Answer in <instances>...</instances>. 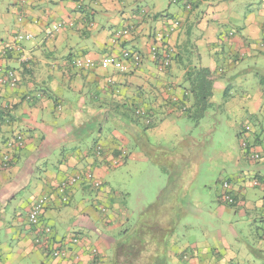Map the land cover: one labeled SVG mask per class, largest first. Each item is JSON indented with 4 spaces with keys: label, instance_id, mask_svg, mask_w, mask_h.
I'll return each mask as SVG.
<instances>
[{
    "label": "crops",
    "instance_id": "1",
    "mask_svg": "<svg viewBox=\"0 0 264 264\" xmlns=\"http://www.w3.org/2000/svg\"><path fill=\"white\" fill-rule=\"evenodd\" d=\"M254 3L0 0V41L13 43L18 33L34 37L3 62L16 70L19 82L12 88L0 84V264H264V186L249 182L254 177L264 184V159L253 163L247 152L234 166L220 169L227 170L236 203L226 204L217 193L199 237L179 232L192 209L204 213L201 199L189 198L201 169L190 163L195 142L188 141L183 127L182 108L191 100L184 98L181 46L190 43L200 66L211 70L213 108H221L215 100L224 93L230 126L243 124L237 137L251 126L249 145L264 157V0ZM122 28L128 32L119 37L115 32ZM159 34L178 54L165 72L151 56ZM123 50L140 52L143 65L135 70L122 58ZM77 58L92 59L95 67L77 68ZM139 108L152 111L151 127L141 130L133 111ZM5 109L11 111L7 118ZM17 134L23 135L22 148L3 165L5 143ZM97 144L105 150L102 159L93 158ZM125 147H138L140 156L156 165L161 161L154 157L168 156L167 167L160 166L166 185L155 201L141 194L136 206L133 201L121 206L104 181L114 170L110 164L120 155L118 148ZM87 170L101 189L85 178ZM76 176L80 180L64 205L57 187ZM41 197L49 198L42 226L52 228L54 245L64 252L57 258L49 247L37 245L28 220ZM126 224L122 238H113ZM77 233L81 238L71 242Z\"/></svg>",
    "mask_w": 264,
    "mask_h": 264
},
{
    "label": "rangeland",
    "instance_id": "2",
    "mask_svg": "<svg viewBox=\"0 0 264 264\" xmlns=\"http://www.w3.org/2000/svg\"><path fill=\"white\" fill-rule=\"evenodd\" d=\"M162 1L163 3H167V0ZM255 2V6H258L260 5L261 0H255ZM54 31L56 30L54 29ZM180 66L182 65L180 64ZM215 102L220 105L221 108L209 110L205 118L199 124L187 118L183 120V123L185 124L183 127L187 126L188 128L185 129L188 130L186 131L189 134L188 141L190 143L195 142L194 146L191 148V154L193 153L195 158L190 163L194 166L196 165V167L200 166L201 169L200 175L197 176L194 183L190 185L191 191L189 192V198L190 195L194 201L195 199L200 198L201 200L198 202V205L200 208H203L202 211L204 213H197L196 210L192 209L186 218L183 217L184 219H182V224L179 227V232L181 234L189 232L192 239L199 237L200 225L205 224L207 219H209V205L216 204L215 201L217 193L218 195H223L226 191L232 192V183L229 181V178L225 176L227 170L224 169L223 172H220V169L228 165L234 166L236 164V160L239 157H242L243 153L246 154L247 152V149L242 146V137H237L236 131L237 127L242 126L243 124H235L234 128L230 126L229 117L231 118L232 115L228 112L227 108H225L224 93L222 99L218 98L217 94ZM134 116L136 115L134 114ZM136 119H138V123L142 128L139 129L141 130L153 125L146 124V120L144 118L139 119L136 116ZM244 139L248 144H250L248 142V136H245ZM98 146L102 147L100 144H97L94 149ZM125 148L123 160L120 156H116L114 160L111 158L113 162L110 165L116 164L115 160L121 162H118L119 164L112 167L114 169L113 171L109 172V174H105L103 178L104 181L109 182L114 192L117 193L113 194L118 196V201L121 206H125L126 204L130 206L132 201L134 202L132 206H136L138 197L141 194H143L142 197L145 196L147 200L155 201L160 190L159 188L166 185V178L162 175L164 169L160 166L164 165L167 167L166 160L168 159L166 158H168V156H159L158 154L157 157L154 158L161 162L159 163L160 165H156L151 157L147 155L144 157L140 156L138 147L135 149L131 147ZM248 148H250V151L253 150L250 146H248ZM121 152H123L122 149L118 151V154ZM102 153H104V150ZM253 153L255 152L253 151ZM255 154L260 156L259 160L262 161L264 159L262 155L258 153ZM100 157L101 156H97V150H95L93 158L100 159ZM211 167H213L215 171H213ZM148 170L154 171L156 176H153ZM85 173L86 177L89 173L88 170ZM156 173H158V175ZM253 179L255 178H250L249 182ZM211 182L213 183L209 184ZM67 184V192L71 195L74 186L69 182ZM226 184H229L230 187L226 188ZM101 186L98 187L97 190L101 189ZM98 201L99 200L95 198V201L93 202L95 203V206H99ZM103 207L104 206L101 207V212L108 213L109 210H104ZM182 207L185 209L188 206L182 205ZM205 226L209 227V225ZM126 227L127 224L122 228L119 227V229L112 234L113 238H122L120 234L122 230L126 229Z\"/></svg>",
    "mask_w": 264,
    "mask_h": 264
},
{
    "label": "trees",
    "instance_id": "3",
    "mask_svg": "<svg viewBox=\"0 0 264 264\" xmlns=\"http://www.w3.org/2000/svg\"><path fill=\"white\" fill-rule=\"evenodd\" d=\"M191 8H192V5H191V7L189 9H191ZM119 30H121L122 32L123 31H127L128 32V29H124V28L119 29ZM158 36H161V38H162L161 41L157 40ZM166 37L167 36L163 35V34L162 35L161 34L157 35L156 38H155L154 45L152 46V49H151V56L154 59V61H156L157 68L161 72L168 71L171 68V65H172V62L174 60V57L178 58L177 50L174 47H172L169 42L166 41ZM188 45L192 46V45H190V43H188L187 45L181 46L182 58L179 55V57H180V61H179L180 63L179 64L182 65L181 67L185 71V80L184 81L187 84L186 85V92H185L186 95H185L184 98L187 99L188 101L191 100V105L189 107L188 106L187 107L186 106L183 107L182 111H184L183 113L185 114V116L188 119H190L193 122L199 124L205 118L207 112L209 110H211V109H214L213 108L214 105H213V102H212L213 96H214V93L212 92L213 89H214V81H213V78H212L211 70L209 68H205V67L200 66V64H199L200 63V61H199L200 60V56L198 55L197 52H194L193 50L191 51V48ZM154 48H156L157 51H153ZM126 52L130 53V56L128 58H125L124 54ZM134 53H135V51H133V50H123L121 56H122V58L124 60L132 63L133 67L135 68V70H137L143 65L144 59H143V55L140 52L136 51V54L138 55V60H136V56H135V58L133 57ZM165 54L166 55L168 54L169 56L165 57ZM186 56H187V58H185ZM77 59H75V60H77ZM75 60H74V62H75ZM195 62H197V65L195 64ZM74 65L77 68H80V69H82V68L83 69H92V68L95 67L94 66V67H91V68H85V67L78 66L75 63H74ZM5 68L8 69V70L9 69H13V68H11L9 66H5ZM13 70H15V69H13ZM6 86H8V85H6ZM8 87H10V86H8ZM30 98L31 97L28 96L27 100L30 99ZM173 103L175 104L173 106L175 108L177 102L174 100ZM182 103H184L183 100L181 101V104ZM5 110L8 113V115H6V116L4 115V117L7 118V116L11 115V111L9 109L8 110L5 109ZM133 111H135V115L139 119H143L144 118L146 120V124H148V125L153 124L154 117H153L152 111L145 110V109H140V108L139 109H135V110L133 109ZM139 111L141 113V116L137 114V112H139ZM3 113L5 114V111ZM147 121L149 123H147ZM247 127L251 128V126H246L244 128V130L241 132V134L246 133V128ZM251 131H252V129H251ZM251 131H250V133H251ZM19 136H21L23 138V135L17 134V135L14 136V140H12L13 138H11L8 141H6V143H5V151L1 155L2 156L1 159H2L3 165L11 164V162H12V160H11L12 153L21 150L22 146H19V148L17 146H15V141H16L17 137H19ZM248 146H250V145L248 144ZM97 149L100 152V154L99 155L97 154V156H101L102 157L105 154V150H104V153H102L104 148L98 146ZM117 151H119V149ZM247 153L250 155L253 152H252V150L250 151V148H247ZM119 154L120 155H117V157L120 156V158H122V160H123L124 151L119 153ZM258 161L259 162H257V163L262 162L261 160H258ZM115 162H121V161L115 160ZM115 165H117V164H113V165H110V166L111 167H115ZM93 178L95 179L94 175H93ZM253 181L254 180H252V182ZM101 188H102V186H101ZM69 196H70L69 201L67 203H64V205H67V204L70 203L71 195H69ZM221 197H223V195L219 196V198H221ZM61 201H62V196H61ZM226 204H228V203L226 202ZM228 205H230V204H228ZM80 236H82V235L77 233V236H75L73 238H76V240L78 242V240L81 238ZM54 244H55V241H54V238H53V239H51V245H50V248L48 249V251L50 253L49 255L54 257V258L62 256V254L64 253L62 248L60 246H55ZM63 247L65 248L64 245H63ZM57 250H60L61 254H58L57 256H55L54 252H56Z\"/></svg>",
    "mask_w": 264,
    "mask_h": 264
},
{
    "label": "built area",
    "instance_id": "4",
    "mask_svg": "<svg viewBox=\"0 0 264 264\" xmlns=\"http://www.w3.org/2000/svg\"><path fill=\"white\" fill-rule=\"evenodd\" d=\"M191 6L189 5L187 8H190ZM60 27H62V25H58L56 26L54 29L56 31H58L60 29ZM127 33V31H121L119 30L116 35L117 36H122L125 35ZM34 37L32 34L29 33H19L14 37V41L13 43H4L2 41H0V84L1 85H8L10 87H16L18 85L19 79L17 76V72L13 69H6L5 65H3V62L7 59L8 54L13 52V51H17L20 52L22 50L21 45L25 42V41H30L32 40ZM158 41H161L162 38L161 36H158ZM153 51H157L156 48L153 49ZM125 58H128L130 56V53L126 52L125 54ZM136 56V60H138V55L135 53L133 54V57L135 58ZM169 56L168 54H165V57ZM21 62L26 63L27 62V58H25L24 56H20L19 59ZM76 65L81 66V67H85V68H91L95 66V63L92 59L89 58H78L77 60H75L74 62ZM167 64V63H166ZM103 66L104 67H108L109 66V61H104L103 62ZM123 69H126V67H123ZM138 115L141 116L140 111L137 112ZM147 123H149L147 121ZM251 128L247 127L246 128V133L241 134L240 136L242 137V146L244 148H248V143L247 141L244 139V137L250 133ZM23 144V138L21 136L17 137L16 141H15V146H17L19 148V146H22ZM97 154L99 155L100 152L97 149ZM250 157V161L253 163H257L259 162L258 160L260 159V156L255 154V153H251L249 155ZM116 164H118V162H116ZM89 182H91V185L93 188H98L101 186V183L99 181H97L96 179L93 178V174L89 171L88 175L85 177ZM80 180V177H71L69 178L67 181L61 183L58 187L57 190L59 192V194L62 196V202L67 203L69 201V194L67 192V183L69 182L70 184H72L73 186ZM253 185L255 186H261L263 184L262 181L260 180H254L253 181ZM226 188H229V184L225 185ZM223 198L224 200L230 204V205H234L235 204V199L233 197V195H231V192L226 191L223 194ZM49 203V198L48 197H41L39 198L33 205L28 220L29 223L31 224V226L35 229L34 231V239L35 242L37 243V245H43V246H47L50 248L51 245V239H53L52 237V228L49 226H42L41 223V216L43 215V212L47 206V204ZM71 242L73 243H77L76 238H73L71 240ZM58 254H61L60 250H57L56 252H54V255L57 256Z\"/></svg>",
    "mask_w": 264,
    "mask_h": 264
}]
</instances>
